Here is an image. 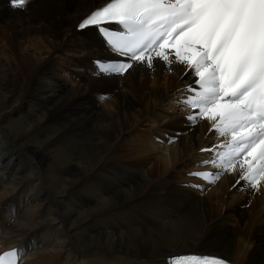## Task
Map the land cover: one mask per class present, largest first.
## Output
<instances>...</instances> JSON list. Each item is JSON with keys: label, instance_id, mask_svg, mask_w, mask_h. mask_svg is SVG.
<instances>
[{"label": "bare ground", "instance_id": "1", "mask_svg": "<svg viewBox=\"0 0 264 264\" xmlns=\"http://www.w3.org/2000/svg\"><path fill=\"white\" fill-rule=\"evenodd\" d=\"M107 1L30 0L19 10L0 0V250L17 245L21 264H164L211 248L235 264H264V169L258 190H236L239 166L206 190L181 185L217 133L215 121L182 118L175 99L193 76L174 50L151 53L167 51L171 71L156 62L124 75L86 72L107 50L92 28H73ZM160 199L177 214H148L137 226L116 219ZM244 199L251 205L241 210Z\"/></svg>", "mask_w": 264, "mask_h": 264}, {"label": "snow or ice", "instance_id": "2", "mask_svg": "<svg viewBox=\"0 0 264 264\" xmlns=\"http://www.w3.org/2000/svg\"><path fill=\"white\" fill-rule=\"evenodd\" d=\"M9 2L24 10L30 0ZM112 24L117 27L107 26ZM78 27H95L106 45L123 58L96 62L103 74L124 75L137 66L153 68L156 62L171 71L173 58L167 51L155 57L151 53L174 50L175 62L193 76V83L183 90L182 103L193 112L186 119L193 123L215 121L209 130L225 137L226 142L214 147L229 150L217 151L212 159L202 162L220 171L190 175L218 179L229 167L235 173L240 153L250 150L247 154L253 155L258 145L264 158V0H108ZM241 129L247 135L238 136ZM201 151L212 153L213 149ZM239 170L236 183L244 181L258 190L255 176L245 175L243 166ZM4 257L18 258V252H5L0 262ZM177 261L229 264L212 254L175 256L170 264Z\"/></svg>", "mask_w": 264, "mask_h": 264}, {"label": "rangeland", "instance_id": "3", "mask_svg": "<svg viewBox=\"0 0 264 264\" xmlns=\"http://www.w3.org/2000/svg\"><path fill=\"white\" fill-rule=\"evenodd\" d=\"M78 23V22H77ZM76 23V24H77ZM75 27V26H74ZM75 28H73V30H74ZM70 34H71V31H70ZM75 35V34H74ZM59 49V48H58ZM59 51H61L60 49H59ZM86 72L87 73H92L93 72V68H92V66H91V63H90V59H89V66L88 67H86ZM115 77H117V76H115ZM114 78V77H113ZM116 79V78H115ZM177 98V97H176ZM100 100H102L101 98H100ZM175 101H176V99H175ZM177 106H179L180 108H182L181 107V105H179V104H177ZM153 136L154 135H152V138H153ZM162 136V135H161ZM163 138H165L166 139V137H163ZM161 139V138H160ZM202 141L203 140H200V144H203L202 143ZM154 144H164V141H162V143H158V142H153ZM163 165V163H161L158 167H157V171L155 172V174L157 175L158 173H160L161 171H162V169L163 168H161V166ZM183 175H185V173H182ZM161 178V176L159 177V178H156L157 180H159ZM46 186H48V187H46V189H49L50 187V185L48 184V185H46ZM50 190V191H49ZM48 190V192H51V188ZM253 192H255V191H253ZM166 200H162V199H160V200H152V201H142V202H137V206L136 205H132V206H128V207H125V209L123 208L122 210H120V212L116 215V219L117 220H121L120 222H124L125 224H131V225H133L134 224V226H137L138 224H140V223H142V221H143V219L148 215V214H150V215H152V214H156L157 215V217L158 216H160V217H163V218H167V217H170V216H173L174 214L176 215L177 214V212L175 211V210H173V207L170 205V204H168V203H171V202H168V201H166ZM151 202H153V203H151ZM168 202V203H167ZM239 202H246V203H250L248 200H240ZM239 202L238 203H236V204H239ZM148 205H147V204ZM257 203H258V201H257ZM144 206H143V205ZM152 204H153V207H155V208H152ZM156 204V205H155ZM158 204V205H157ZM166 204V205H165ZM172 204V203H171ZM147 205V206H146ZM155 205V206H154ZM161 205V206H160ZM250 205H251V203H250ZM249 205V206H250ZM260 205L261 204H259V206L258 207H260ZM263 205H264V203H263ZM142 206H143V208H142ZM149 206V207H148ZM249 206L248 207H244V208H241V206H240V209L241 210H243V209H247V208H249ZM159 207V208H158ZM161 207V208H160ZM165 207V208H164ZM128 208V209H127ZM148 208H150L149 210H147ZM165 209L164 211H163V209ZM133 209V210H132ZM153 211H152V210ZM167 209V210H166ZM125 210H126V212H125ZM129 210H131V211H129ZM133 211V212H132ZM136 211V212H135ZM139 211V212H138ZM155 211V212H154ZM159 213H158V212ZM146 212H148V213H146ZM144 213V214H143ZM165 213V214H164ZM136 214V215H135ZM146 214V215H145ZM143 215V216H142ZM123 216V217H122ZM127 217H129V218H127ZM250 218L252 219V215H250ZM126 219V220H125ZM134 220V221H133ZM110 220H105L104 221V224H103V222L101 223L100 222V227H104L105 225H109V222ZM108 222V223H107ZM131 222V223H130ZM138 223V224H137ZM102 224V225H101ZM244 224V222H241V224L240 225H243ZM246 226H249V225H246ZM254 226V225H253ZM242 227V226H241ZM218 228L219 229H221L222 228V223H220L219 225H218ZM240 230V232L241 233H243V234H245V233H247L248 232V228L247 227H243V228H241L240 229V226H237L236 227V230ZM264 231H261L260 233H259V235H261L262 233H263ZM259 245V244H258ZM209 249V248H208ZM186 252H187V250H185ZM207 251V252H206ZM184 251H177V252H175L174 254H177V253H183ZM194 252H203V253H211V254H217V255H221V256H223V257H225V258H227L228 260H230L228 257H226L223 253H222V251L221 250H213V249H209V250H206V249H200V250H194ZM219 253V254H218ZM255 253L257 254V256H259L260 255V251H259V247H257V249H256V251H255ZM174 254H171V255H174ZM170 255V256H171ZM231 261V260H230ZM23 264H24V262H23Z\"/></svg>", "mask_w": 264, "mask_h": 264}]
</instances>
